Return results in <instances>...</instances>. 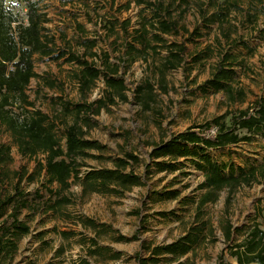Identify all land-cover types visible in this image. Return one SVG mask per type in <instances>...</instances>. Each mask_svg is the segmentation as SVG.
I'll return each mask as SVG.
<instances>
[{
    "label": "rangeland",
    "instance_id": "374dc122",
    "mask_svg": "<svg viewBox=\"0 0 264 264\" xmlns=\"http://www.w3.org/2000/svg\"><path fill=\"white\" fill-rule=\"evenodd\" d=\"M35 1L48 15L50 23L47 27L55 35L60 50L75 51L95 63L106 76L112 73L106 70L107 55L109 64L118 68L117 79H123L127 87L128 102L117 99L115 105H109L99 115H89L92 129L87 138L98 141L105 150L92 151L93 157L86 160L87 167L82 168V173L114 168V160L133 153L140 162L129 170L143 176L144 185L120 195H85L79 184H73L61 195L71 202L57 212H47L43 203L52 198L54 203L59 197L46 192V174L34 182L24 178L21 187L30 193L39 191L43 199L22 211L21 219L30 225L31 234L19 243V250L11 261L0 254V264H84L85 261L89 264H138L134 258L136 255L150 256L145 245L155 247L173 243L201 223L197 204L205 193L200 189L205 181L204 173L198 171L191 160L181 159L180 170L146 177V164L151 162L150 154L155 146L192 126L228 112L247 109L258 98L264 97V9L249 0ZM141 1L156 6H147ZM5 5L13 8L20 18H24L27 12L25 6L15 0ZM215 14L220 15L216 22L212 20ZM159 19L175 20L188 30V33L182 31L179 35H162L167 45H187L184 63L179 69L165 70L169 53L162 43L157 53L150 51L149 56L134 64L123 57L126 37L132 41L134 32L143 26L157 33L151 25ZM125 22L130 23L128 36L124 34ZM86 41L96 43L91 52L96 57L86 54ZM236 42H246L247 46H236ZM138 48L142 46L138 45ZM228 52L237 56L238 66L234 68L237 77L233 86L245 91L243 102L233 103L224 93L204 92L202 88ZM35 69L40 77L54 81L56 88L49 87L44 80L34 79L28 94L36 108L58 124L60 136L65 125L72 124L76 116L66 112V104L93 103L107 98L110 93L103 74L92 92L82 96L76 79L80 67L65 62V59L54 61L36 56ZM147 85L154 89L152 99L148 96ZM164 86L167 90L163 89ZM139 87H143V91L137 96ZM0 143L12 145V140L0 131ZM63 143L65 145V140ZM208 153L218 163H233L245 168L263 167L264 138L257 136L252 142ZM36 167L35 159L23 157L13 146L12 161L0 165V199L12 193L14 186L20 183L17 172L26 170L30 176ZM52 188L57 190L58 185ZM165 191L177 192L178 196L168 200L156 194ZM229 197V191L224 190L216 202L203 209L202 220L208 224V230L193 252L180 260L159 264H220L222 255L226 262L237 264L227 247L242 243L254 225H260L264 231V179L239 188L230 203ZM80 218L92 219L106 228L100 232L86 228ZM227 223L235 229V241L230 243L226 242L224 234ZM121 235L128 238L136 235L140 240L116 241ZM94 242L101 247H110L114 253H121V257L111 259L107 253H94Z\"/></svg>",
    "mask_w": 264,
    "mask_h": 264
},
{
    "label": "trees",
    "instance_id": "16d2710c",
    "mask_svg": "<svg viewBox=\"0 0 264 264\" xmlns=\"http://www.w3.org/2000/svg\"><path fill=\"white\" fill-rule=\"evenodd\" d=\"M8 1L10 0H0V131L10 136L12 145L0 143V165L12 161L13 146L18 148L20 155L35 159L37 162L36 170L30 176L26 170L17 172L20 183L14 186L12 193L9 192L0 199V254H4L5 258L11 261L19 250V243L31 234L30 225L21 219L22 211L43 199L39 191L30 193L21 187L24 178L28 177L30 182H34L38 177L46 174L47 181L44 184L46 192L53 197H59L54 203H52L53 198L43 203L46 204L47 212H57L63 205L71 202L67 197L61 198V195L73 184H79L85 195H120L133 187L143 186L144 182L143 176L129 170L133 168V164L140 162V158L133 153H127L124 158L114 160V168L92 169L82 173V168L87 167L86 160L93 157L91 152L105 150V146L101 143L87 138L89 130L92 129L89 115H99L109 105H115L117 99L121 102L129 101L125 81L116 77L118 68L109 64L106 55L108 64L106 70L112 72L106 76V73L95 63L89 62L75 51L60 50L55 35L47 27L50 19L38 1L15 0L18 4H23L27 10L24 18H20L13 8L6 7ZM183 1L185 0H181ZM249 1L261 5L264 9V0ZM141 3L151 7L156 6L145 1ZM219 16L213 15L212 20L216 22ZM156 18L159 16L156 15ZM129 24V22L123 23L125 36L129 35ZM151 27L157 33L143 26L142 29L134 32L132 41L129 42L126 37L127 45L123 57L128 58L130 64H134L146 55L149 56L150 51L157 53L162 47L159 44L162 43L169 53L164 65L165 70L179 69L184 63L187 45L185 43L167 45L162 35H179L182 31L188 33V30L172 19H159ZM80 28L85 33L83 27ZM150 34H152L151 38H149ZM154 43L157 45H153ZM84 45L87 46L86 54H88L92 52L96 43L86 41ZM138 45L142 48H138ZM235 45L247 46L246 42H236ZM36 56L47 57L54 61L65 59L67 63L77 64L80 71L76 79L79 91L84 97L92 92L103 74L106 77V86L110 89L105 99L93 103L66 104V112L75 113L76 116L72 124L65 125L62 136L58 134V124L48 114L36 108L35 102L28 94V88L34 79L44 80L49 87L56 88L54 81L46 80L36 72ZM91 56L97 55L91 53ZM236 66H238L237 56L226 53L214 68L211 78L202 85L203 91L224 93L233 103L243 102L246 98L245 91L233 86L237 77L234 69ZM147 88L148 96L152 99L154 89L151 85H147ZM163 89L167 90L165 86ZM141 91L143 87L138 88L137 96ZM142 103L148 106L144 100ZM257 136L264 138V97L258 98L247 109L237 113L228 112L204 124L192 126L155 146L150 154L151 162L146 164V177L154 173H172L180 170L181 159L191 160L196 169L204 173L205 181L200 189L205 190V193L197 204L198 219L201 223L193 226L185 236L173 243L155 247L145 245L150 256L136 255L134 258L138 264H159L162 261L170 263L193 252L202 241L205 230H208V224L202 220L206 205L216 202L219 194L224 190L229 191L228 203H230L239 188L251 186L264 179V166L245 168L236 167L233 163H218L208 153L210 150L252 142ZM40 157L44 158L39 159ZM55 184L58 185L57 190L52 188ZM156 194L159 198L168 200L176 199L178 196L177 192L172 191ZM79 220L82 226L99 232L106 228L105 225H98L92 219ZM234 232L232 225L227 223L224 228L227 243L235 241ZM138 240L140 239L136 235L131 238L121 235L116 239L120 242ZM93 246L96 248L94 253H107L111 259H119L122 255L114 253L110 247L99 246L97 242H94ZM227 248L229 255L237 264H264V231L260 225H254L242 243H235ZM84 264L89 263L85 261ZM220 264L234 263L226 262L222 255Z\"/></svg>",
    "mask_w": 264,
    "mask_h": 264
}]
</instances>
